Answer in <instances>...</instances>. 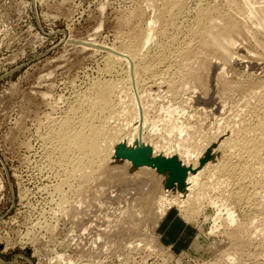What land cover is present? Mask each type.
Listing matches in <instances>:
<instances>
[{
    "label": "rangeland",
    "instance_id": "rangeland-1",
    "mask_svg": "<svg viewBox=\"0 0 264 264\" xmlns=\"http://www.w3.org/2000/svg\"><path fill=\"white\" fill-rule=\"evenodd\" d=\"M142 1L0 0V264H222L220 261L225 262L223 264H264L262 215L255 213L248 205L228 199V191L231 189L234 191V185L227 187V191H220L217 198L213 197L216 198L214 200L218 209L216 205L206 203L194 213L195 216L189 211L180 212L179 208L182 205L180 200L186 197L187 188L184 184L189 173L200 171L203 166L205 167V163L190 169L183 160H180L181 163L175 169H185L184 176H181L182 174L174 176L170 168L167 169L169 173L165 171L164 174L171 173L172 178L169 176V179L167 177L160 183L166 190L162 187L164 191L161 188L150 194L147 183L144 185L146 175L140 173L137 175L136 170L139 166L128 157L115 156L109 164L111 171H123L125 179L129 180L128 185H125L127 182L123 181V178L112 185L108 184L110 181L102 187L91 186L86 190V200H82L85 201L84 204L78 200L80 198L77 194L68 191L70 189L65 185L63 187L68 194L67 199L70 203L76 204L79 211H76V214L73 212V216L71 214L64 216L63 211L61 212L62 196L55 191L57 186L61 185L63 173L59 166L49 160L46 144L45 146L43 144L45 143L43 138L49 129L48 119L66 111L75 102L76 96L93 81L107 77L103 72L106 68L105 59L130 33L131 28L127 26V22L133 10L138 11L146 7ZM185 1L188 12L177 16L178 23L182 27L184 25L185 29L193 24L195 20L193 12L203 3L204 6L218 7L223 13L233 12L228 9L227 3L225 5V0ZM195 4H199L198 7ZM255 5L256 8L264 10V0H256ZM145 12L148 18L153 16V10L145 8ZM235 17L244 31H248L247 34L241 32L242 36L246 35V39L241 38L240 34L237 44L240 42V46L245 48L244 52L247 50L249 53L246 59L249 62L244 60L245 65L241 68L239 66L233 68L230 65V68L227 66L221 68L220 60L213 58L215 60L208 72L206 86L208 95L203 96V89L200 85L198 89L196 87L198 84L194 82L177 85L175 90L178 95L169 92L168 78L176 77L175 75H178V79L184 77L178 74L182 67L176 63V59L165 67V70L171 73H167V78L164 76L165 81L161 78L159 79L161 81H156L154 91L142 87V83L138 86L131 84L132 90H137L132 93H135L133 98L136 107L141 111L139 114L146 115L148 112L149 122L146 123L145 132H151L152 122L163 120L166 113L165 110L161 111V107H180L184 116L182 118L181 114V118L175 120L178 122L188 120L191 127L198 126L197 129L201 131L199 130L197 136L204 135L203 139L201 137L202 140L207 136H215L217 127L229 135L232 127L242 119L248 118L256 103V100L250 97L252 93L233 94V91L225 92L230 93L225 95L222 90L221 94L219 85L217 87V78L223 68L230 83L248 81L246 85L253 83L256 86L258 84V87L259 83L264 84V56L257 57V53L260 56L264 53L254 42L256 40L251 38L256 34L259 36L257 39L264 42V33L260 34L258 31L260 28L253 27L257 25L255 23L253 25L249 19L239 15ZM124 19H128L127 22ZM122 23L126 26L123 27ZM250 31L253 34L249 33ZM119 33L126 35L119 37ZM170 35H175V32L171 30ZM183 35H186V32L181 36ZM170 37L161 41L167 42ZM247 38L251 40L248 41ZM156 39L159 41V38ZM250 46L253 49L249 48ZM252 50L256 52L255 60L251 56ZM244 52L241 54L246 56L248 53ZM122 68L127 69L128 65H121L118 71ZM245 95H248L247 100L243 98ZM207 96L211 97V100H207ZM142 108H145L144 113ZM202 110L204 113H201ZM161 144H167V140H163ZM120 150L127 149L124 147ZM138 156L140 159L141 156L139 154ZM153 169L156 170L154 177L163 176V172L157 170V167ZM178 176L180 177L175 178ZM151 177V182H154ZM148 179L146 181H149L150 185ZM162 195L178 199L179 202L169 207L165 215L158 216L159 210L152 204ZM219 208L223 209L221 211L223 214L219 212ZM226 209L234 212L233 215L236 216L237 223L232 227L225 223L228 212ZM217 213L223 215V222L215 218ZM247 221L254 222L255 226L245 234L253 235L254 239L250 237L251 235H247V238L244 236L247 240L242 238L244 241L241 242L245 243V247H242L241 242L233 240L230 231L239 223L244 227V222ZM167 228L170 231L174 229L172 236L169 233L163 236ZM256 228L259 229L255 230ZM165 241L174 242L166 244ZM178 241L188 243L177 244ZM130 244H133L132 247ZM171 245L173 247H170Z\"/></svg>",
    "mask_w": 264,
    "mask_h": 264
},
{
    "label": "bare ground",
    "instance_id": "bare-ground-1",
    "mask_svg": "<svg viewBox=\"0 0 264 264\" xmlns=\"http://www.w3.org/2000/svg\"><path fill=\"white\" fill-rule=\"evenodd\" d=\"M225 1V5L227 3L226 6H228V9L233 11L232 14L235 12L239 16H243L245 19H249V21L253 22V25L254 23L257 25H254L253 27L260 28V30H258L260 31V34L264 33V10L256 8V0ZM142 2L146 4L145 8L153 10V16L148 18L146 16L145 8H140L138 11L133 10L129 20L124 19L126 22L128 20L127 26L131 28L130 33L127 34L128 36L126 39L119 38L121 35H126L119 33L120 35L118 38L123 39L120 41L121 43L119 42L120 46L117 49H113V51L107 55V58L105 59L106 68L103 71L107 77L93 81L83 92L76 96V99L74 100L75 102L70 107L68 106L69 108L66 111L62 112L59 116H51L48 119L49 129H47V136L45 135V138H43V140L45 139V143L43 144L44 146L46 144L45 148L49 153V160L59 166L63 173L61 185L59 184L60 186L58 185L55 191L62 196L60 200L62 201L60 205V208L62 209L61 212L63 211L64 216H69L70 214L73 216V212L76 214V211H79V207L75 206L76 204L70 203V200L67 199L66 195L68 196V194H66L67 192L64 191L63 187L65 185L69 187L70 190L68 191L77 194L80 198L78 200L83 202V204L85 201L82 200H86V190L91 188V186L97 185L94 186L95 188L102 187L110 181L111 183L108 184L112 185L115 181L118 182L123 178V181L127 182V184H125V182L123 184L128 185L129 180L127 181L125 179L126 177L124 176L126 175H124L123 171H111L112 168L109 164L115 156L125 158L123 156L129 155L128 159H132L133 163H135L136 166H139L136 170L137 175L138 173L146 175H143L145 177V179L143 178L145 184L142 183L145 186L147 183L148 188H150V194L158 191V189L160 190L164 186H161L162 184H160L162 180L165 181L167 177L169 179L171 173L164 174L165 171L169 173L167 169L170 168V171L174 176L181 174V176H184L183 173L185 169L180 168L184 165H180V170L175 169L181 163L180 160H183L186 167H189L190 169L197 165L206 164L200 171H191L192 173H189L184 184L185 188H187V193L185 192L186 197L182 200L185 201L180 200V203L182 204V207L180 206L179 208L180 212L185 213V211H189L191 212V215H194V213H197L196 211H199L200 207L206 203H212L214 206L216 205V209H218L217 202H215L214 199L217 198L220 191H227V187L234 185L235 190L231 191V189L228 191V199L231 198L237 203L248 205V207L255 213L262 215L261 221L264 222L263 82L262 84L259 83V87L258 84L256 86L253 83L246 85L248 81L247 83H230L226 79L227 76H225L224 72L225 68H223L221 73L219 72L220 75H218L219 77L217 78V87L218 85L220 87V89H217L220 91L222 90L225 95L230 94L225 92L233 91V94L235 92H237V94L238 92H249L247 93L248 95L252 93L250 97H253L252 99L256 100V103L250 114H248V118L242 119L237 125L235 124L236 128L232 127L233 130H231V133L228 132L229 135L225 134L223 131L219 130V127H217L216 129L218 131L215 132V136H207L205 140H202L204 137L202 134L204 133L201 132L202 136H197L199 130L201 131V129H197L198 126L196 127L194 125L191 127L188 120L185 122H178L175 120L181 117L183 118L184 114L181 113L182 111L180 107L173 108V106H169L168 108L161 107V111L165 110L166 113L163 116V120H158L156 123L152 122L150 128L151 132H145L146 123L149 122L147 116L148 112L146 115L139 114L141 111L136 107V101L135 98H133L135 93H132L134 91L132 90V85L136 84L138 86L140 83H142V87L144 86L150 91H154L153 89L157 85L156 81L160 78L165 81L168 76L167 73H171L165 70V67L176 59V63L182 67L178 74H180V77L182 75L184 77L178 79V75H175L176 77L173 76L168 78L167 84H169V92L173 93V95H178V92L175 90L177 85L194 82L198 84L196 85L197 88L200 85L203 89H201L204 93L203 96L208 95L206 86L208 83V72L212 69V63L213 60H215L213 58L216 57L220 60L221 68L223 66L229 67V65L233 68L234 66H239L241 68V66L245 65L243 64L244 60L249 56L247 50H245V52L248 54H246V56L242 55L241 53L244 52L245 48L243 49L244 46H240V42L238 43L239 45L237 44L239 35L245 30L236 17L234 18V16L238 15L234 14V16H232L230 13H223L218 7H214L213 5V7H210L208 4H206L208 6H204L203 4L205 3L202 2V5L195 4L197 5L196 7L199 5L195 12H193V19L195 18V20L191 26L185 29L184 25L182 27L177 21V16L187 11L188 6L186 7L187 2L185 0H143ZM200 2L201 1H199V3ZM244 18H241V20ZM184 22L186 23L185 20ZM123 25V27L126 26L125 24ZM123 27L122 30L124 29ZM171 30L175 32V35H170ZM183 32H186V35H183L182 37L181 35ZM249 33L252 32L250 31ZM243 34L245 35V33ZM245 36H242L241 38H244L245 40ZM168 37H170V39H168L167 42L161 41ZM252 37L253 40H256L254 42L257 46L261 48L259 49L257 47V49L260 51L262 50L264 53V42L258 40L257 37L259 36L256 34L251 36V38ZM156 38H159V41ZM251 38H247L248 41H250ZM249 48H251V46ZM255 49L256 48L254 47V50ZM254 50L251 51L253 59L256 57L254 56V53H256ZM261 55L262 56L257 53V57L259 56V58H261L264 56V54ZM248 59L252 60V58ZM246 61L249 62L248 60ZM123 64H127L128 68H122V70L120 69L118 71L119 67ZM248 64L250 65V63ZM257 87L259 90H262L261 93ZM145 90L148 91L147 89H144V91ZM256 91L259 92L257 93ZM136 94L139 95L138 93ZM224 94L223 96H225ZM248 95H245L243 98L246 99V96ZM151 96L152 95H150V97ZM210 98L211 97H208L207 100ZM199 108L201 107H198V109ZM142 109H144L142 110L144 113L145 108ZM203 110H205V108ZM203 110L201 113H204ZM163 140H167V144L162 145L161 143ZM124 147L127 149L124 150L125 152L120 150ZM170 150H173V152H169ZM135 151L136 153H132ZM132 154H136L137 156H133ZM138 154L141 156L140 159L138 158ZM141 160L146 162L142 163V165H138L137 162ZM126 161L128 162V160ZM154 167H157V170L161 171V173L163 172V176H156V174V177H154V172L156 171L153 169ZM150 177L155 181L151 182ZM179 177L180 176L175 178ZM147 178L150 180V185L148 184L149 181H146ZM142 183L140 185H142ZM170 188L171 187H169V189ZM150 194H148L149 197ZM180 194L177 195L180 196ZM215 196L216 198L213 199ZM178 202V199H170L169 196L162 195L161 197H158L156 202L152 205L158 208V216L160 214L163 216L169 207H172ZM222 208H219V212L223 210ZM226 208L228 207L226 206ZM228 209H226L228 212L225 223L229 227H232L234 223H237L235 219L236 216L234 217V212L232 213L231 210ZM251 210L249 213H251ZM221 213H217V217L215 218L222 221V214L224 212ZM253 219L255 220V218ZM253 219L252 221H254ZM252 221H247L248 224L247 222H244V227L242 226V223H239L235 226L234 230L230 231L234 241H244V239H242L244 236L251 235L245 233L250 232V228H254L255 225H253L254 222ZM218 222L220 221L218 220ZM221 227L224 226L221 225ZM258 229L259 228H256L255 230ZM86 231L88 232L89 230ZM250 237L253 238L254 236L251 235ZM248 241L251 242V240ZM239 242H236V244ZM240 244L243 243L241 242ZM244 244L242 247H245ZM131 245L133 244H130V247H132ZM220 262H222V264L225 263L223 261Z\"/></svg>",
    "mask_w": 264,
    "mask_h": 264
},
{
    "label": "crops",
    "instance_id": "crops-1",
    "mask_svg": "<svg viewBox=\"0 0 264 264\" xmlns=\"http://www.w3.org/2000/svg\"><path fill=\"white\" fill-rule=\"evenodd\" d=\"M165 222L167 223V221H165ZM165 222H164V223H165ZM168 222H169V221H168ZM166 223H165V224H166ZM169 228H171V227H169ZM169 228H167V232H166V231L163 232V236H165V235L168 234V233L171 234V236L173 235V231H174V229H173L172 231H170ZM168 231H169V232H168ZM176 237H177V235H176ZM189 240H190V239H189ZM165 242H166V244H170V243H172V242H174V241H165ZM178 243L184 245V244H187L188 241H178L177 244H178ZM170 247H173V246L171 245Z\"/></svg>",
    "mask_w": 264,
    "mask_h": 264
},
{
    "label": "water",
    "instance_id": "water-1",
    "mask_svg": "<svg viewBox=\"0 0 264 264\" xmlns=\"http://www.w3.org/2000/svg\"><path fill=\"white\" fill-rule=\"evenodd\" d=\"M132 155H133V156H137L136 154H132ZM130 156H131V154H130ZM123 157L126 158V157H129V155H126V156H123ZM145 162H146V161H142V160H141V161H138L137 163H138V164H142V163H145Z\"/></svg>",
    "mask_w": 264,
    "mask_h": 264
}]
</instances>
